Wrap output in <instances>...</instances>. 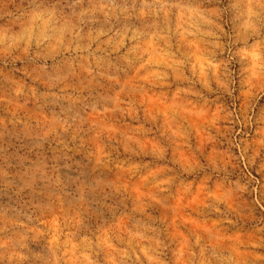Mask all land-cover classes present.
<instances>
[{
	"label": "rangeland",
	"instance_id": "obj_1",
	"mask_svg": "<svg viewBox=\"0 0 264 264\" xmlns=\"http://www.w3.org/2000/svg\"><path fill=\"white\" fill-rule=\"evenodd\" d=\"M0 264H264V0H0Z\"/></svg>",
	"mask_w": 264,
	"mask_h": 264
}]
</instances>
